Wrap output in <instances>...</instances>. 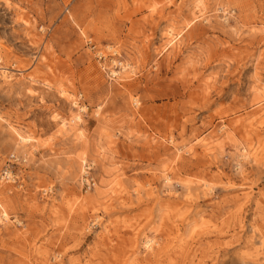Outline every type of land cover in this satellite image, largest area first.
Listing matches in <instances>:
<instances>
[{
  "label": "rangeland",
  "instance_id": "374dc122",
  "mask_svg": "<svg viewBox=\"0 0 264 264\" xmlns=\"http://www.w3.org/2000/svg\"><path fill=\"white\" fill-rule=\"evenodd\" d=\"M7 166L0 264H264V0H0Z\"/></svg>",
  "mask_w": 264,
  "mask_h": 264
},
{
  "label": "built area",
  "instance_id": "2783aa9c",
  "mask_svg": "<svg viewBox=\"0 0 264 264\" xmlns=\"http://www.w3.org/2000/svg\"><path fill=\"white\" fill-rule=\"evenodd\" d=\"M93 50L95 49L94 46H91ZM113 55L116 53L112 52ZM96 55L99 60H101L103 57V53L100 52L99 50H96ZM114 62V61H113ZM111 77H115V71H109L108 73ZM10 159L14 160V156H10ZM91 170L92 167L91 165L85 164L83 168V176H82V183L83 185L90 190L91 188L94 187L95 182L94 179L91 175ZM15 176L12 173L10 167H5L1 172H0V181L7 182V183H15Z\"/></svg>",
  "mask_w": 264,
  "mask_h": 264
},
{
  "label": "bare ground",
  "instance_id": "6f19581e",
  "mask_svg": "<svg viewBox=\"0 0 264 264\" xmlns=\"http://www.w3.org/2000/svg\"><path fill=\"white\" fill-rule=\"evenodd\" d=\"M20 142L22 143V140L20 139ZM5 217V216H4ZM148 244V243H147Z\"/></svg>",
  "mask_w": 264,
  "mask_h": 264
}]
</instances>
